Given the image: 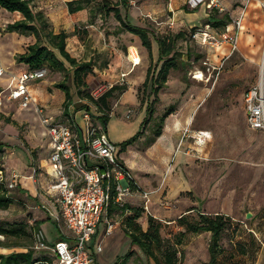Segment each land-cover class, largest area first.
<instances>
[{
  "label": "rangeland",
  "instance_id": "rangeland-1",
  "mask_svg": "<svg viewBox=\"0 0 264 264\" xmlns=\"http://www.w3.org/2000/svg\"><path fill=\"white\" fill-rule=\"evenodd\" d=\"M69 1L72 0H35L32 5L35 12L44 15L47 22L45 32H66L67 51L78 62H91L92 71L84 76V84L76 85L69 65L62 72L52 71L46 66L44 79L28 83L34 102L45 106L48 117L66 122L65 88L56 87L62 84L72 97L71 116L77 113L80 125H84L82 113L87 111L95 119L105 113L110 119L122 120L124 127L118 128L117 135H114L112 125L109 126L113 141H120L118 138L124 130L138 127L132 136L141 132L139 140L125 150L117 145V153L139 184H143V173L148 170L159 178L152 182L155 178L151 179L149 186L143 187V192L150 197L149 210L144 209V203L139 199L132 200L129 205L143 208L137 221L143 229H147V219L152 216L161 223L163 238L175 241L183 233L182 245L178 247L180 264H208L210 261L212 234L189 233L178 223L183 215L189 222H198L201 214L223 215L229 220L219 241L218 264H258L263 235L260 226L263 222L259 215L264 209V132L249 127L244 97L261 76L264 80V32L259 31L256 24L250 27L246 24L247 11L255 2L260 10L257 16L264 22V0H220L222 11L209 10L204 3L193 8L189 0H128L127 9L120 6L122 16L148 32L154 50L150 55L137 39L138 46L142 45L145 62L131 78L122 77L121 70L115 67L123 66L120 62L126 59L128 47L133 43L136 45L135 39H129L125 32L120 31L113 13L106 14L103 0H90L83 11L75 14L68 13L66 4ZM108 1L114 6L119 0ZM194 9L197 11H192ZM214 13L219 18L230 16L228 25L219 28L209 25L206 29ZM22 18L19 12H9L0 7V61L8 66L9 69L4 68L9 75L25 68L17 62L18 54L36 41L46 43L44 32L36 37L33 31L7 30L9 24ZM239 20L240 27L237 25ZM201 29L211 31L218 45H203L194 39V32ZM176 35L182 36L176 41V51L181 54L178 55L177 69L170 71L166 86L155 95L151 83L143 86L144 80L141 79L148 65L152 66L154 77L160 68L157 65V39ZM233 35L237 37L236 48L229 41ZM132 58H136L134 52ZM114 60V70L108 71ZM199 72L202 80L195 79ZM138 77L140 81L136 79ZM9 80L10 77L4 75L0 79V88L6 89L3 87H7ZM113 86L126 87L130 93L122 101L116 92L115 97L109 99L108 110H100L87 97L88 94L93 98L99 97ZM132 94L135 104L129 99ZM35 103L23 109L14 102L5 101L0 109V141L7 144L0 158V176L12 201L8 208L0 209V227H24L27 233L31 232L36 218L47 214L43 209L47 171L52 168V178H56L49 159L51 142ZM172 105L175 112L162 123L164 134L156 138L157 143H152L151 138L161 117ZM147 110L152 111L151 116ZM146 116L148 120L142 125ZM6 118L15 123H6ZM95 124L105 131L101 119ZM183 129L188 130L190 136H181L179 142L177 138L179 146L174 150L173 134H182ZM14 176L19 178L20 185L16 179V186L11 189L9 186L14 184ZM176 185L179 188L173 190ZM248 213L252 214L249 219ZM129 215V212L114 214L110 218L122 236L124 222ZM39 223L40 227L43 224L47 238L50 241L55 239L56 221L45 217ZM59 229L69 233L63 221L59 223ZM117 230L108 242L102 239L104 251L98 256L99 264H113L118 255L129 251L130 242L125 250L128 240L120 242ZM103 236L100 233L99 238ZM16 242L32 243L22 231L18 239L0 236V244ZM33 247L36 258L45 253ZM0 249L7 250L0 251L2 254L26 250L3 246ZM139 262V258L133 256L126 264ZM140 264L149 263L143 257Z\"/></svg>",
  "mask_w": 264,
  "mask_h": 264
},
{
  "label": "built area",
  "instance_id": "built-area-1",
  "mask_svg": "<svg viewBox=\"0 0 264 264\" xmlns=\"http://www.w3.org/2000/svg\"><path fill=\"white\" fill-rule=\"evenodd\" d=\"M188 3L193 8L204 3L209 10L222 11L220 0H189ZM240 24L239 20L237 25L240 27ZM193 38L203 45H218L208 30H196ZM229 41L236 48L237 37L233 35ZM132 60L136 65V60ZM4 72L0 63V78ZM46 75V68H28L13 75L8 88L0 92V108L5 101L17 103L23 109L35 103L28 83L42 80ZM99 97L94 96V99ZM244 103L249 127L264 132L263 76L245 93ZM35 104L51 142L49 159L56 178L50 190L56 196L59 216L70 232L69 238L49 246L44 231L39 229L34 232L35 248L50 254L53 264H98L96 255L102 252V247L94 244V237L99 225L105 223L106 233L113 232L115 223L109 217L110 206L112 203L125 204L137 184L119 161L117 144L95 124V117L88 111L82 113L84 125L76 120L71 124L46 116L44 109ZM188 133L185 130L183 137H188ZM14 177V184L9 186L11 189L16 186L17 178ZM140 197L144 206L149 203L148 193L142 192Z\"/></svg>",
  "mask_w": 264,
  "mask_h": 264
},
{
  "label": "trees",
  "instance_id": "trees-1",
  "mask_svg": "<svg viewBox=\"0 0 264 264\" xmlns=\"http://www.w3.org/2000/svg\"><path fill=\"white\" fill-rule=\"evenodd\" d=\"M35 0H0V7L9 11V12H19L22 15V20L15 23L9 24L7 27L8 31H33L35 36L38 37L40 32H44V38L46 43L42 44L36 41L33 44H30L26 50L16 56L18 63H23L28 66L29 69H42L49 67L52 71H66L67 65L73 69V79L76 85L84 84V76L88 75L92 71L91 62H78L76 58L72 57L66 49V41L68 34L64 31L55 34L53 32L46 33L47 22L44 18V15L41 12H35L32 3ZM128 0H119L114 6H111V2L108 0L102 1V6L105 8L106 14L113 13L114 18L119 22L120 31L128 32L138 36L142 42V45L148 49L151 55L152 43L148 36V32L138 26H135L128 22L123 16L120 9L122 6L124 9L128 8ZM90 3V0H72L67 2V10L69 14H75L83 11L87 4ZM195 12V11H194ZM230 21V16L225 15L219 18L215 13L211 14L210 20H208L207 25L212 26L213 28H219L221 26H227ZM182 36L176 35L171 37H164L157 39L159 46V56L157 65H160V68L154 77L153 68L150 66L147 71L146 79L143 83V86H148L151 83L154 94L157 95L159 91L166 86L168 75L172 69H177V60L179 54L176 51V41ZM57 88L64 89L66 94V101L64 102L65 106V116L68 119L72 118L68 111L71 106L72 97L70 91L65 85L58 84ZM2 89L0 88V92ZM127 91L126 87L113 86L106 92H104L98 99H94L91 95L88 94L87 97L95 104L96 107H99L100 110H108L109 99L114 98L116 92L119 93V96L124 94ZM87 106H85L86 108ZM151 113V110H147ZM175 112V106H170L163 116L160 119V124L155 130L151 142L154 143L156 138L162 134V123L165 118L170 114ZM97 119H101L104 122L105 127L109 124L110 117L108 114L103 113V115ZM148 118H145V121L142 122L144 125L147 122ZM6 123H15L13 120L6 118ZM141 132H138L131 138L120 143L119 145L125 150L129 146L134 145L140 138ZM7 147V144L0 141V158L4 152V149ZM124 166V164L122 163ZM21 190V189H20ZM8 188L5 187V184L2 181V176H0V209H6L12 203L11 198L8 196ZM25 192V190H21ZM143 208H134L128 203L119 204L112 203L109 209V217L111 218L114 214H125L127 212L131 213L125 222H124V233L131 240V246L129 251L117 260L116 264H126L130 258L136 256L139 258L141 263L142 258L145 257L147 263L151 264H180L181 259L179 255L178 247L182 245V234L175 239V241L168 238H163L161 236L160 230L162 228L161 223L155 220L152 216H149L147 219L148 227L146 230L138 224V220L141 218V213ZM262 219V233L264 229V209L260 213ZM228 219L223 215L208 216L201 214L199 216L198 222H189L185 215L181 216L178 219L180 226L185 227L186 231L189 233H202L209 232L212 234V238L209 244L210 252V261L208 264H218V247L219 241L221 239L222 233L226 230L228 225ZM259 226V227H260ZM40 229V223H35L31 232L27 233L24 229L13 227V228H4L0 227V236L5 238L16 237L18 239L21 235V231L26 233L28 238L31 240V244H21L16 242L12 245H4L3 243L0 246L4 248H24L26 250L22 252H12L10 254L0 253V264H53L54 259L46 251L40 257L34 256V232ZM34 243V244H33ZM262 245V243H261ZM40 251V250H39ZM260 251V250H259ZM138 264V263H136Z\"/></svg>",
  "mask_w": 264,
  "mask_h": 264
},
{
  "label": "crops",
  "instance_id": "crops-1",
  "mask_svg": "<svg viewBox=\"0 0 264 264\" xmlns=\"http://www.w3.org/2000/svg\"><path fill=\"white\" fill-rule=\"evenodd\" d=\"M178 1V0H177ZM176 1V2H177ZM192 11H197V9H194V10H192ZM248 13H249V15H248V18H247V22H246V24H249V26L248 27H250V25H252V24H256V25H258V29H259V31L261 30L262 32H264V22H261L260 21V18H259V16H257V14H259V12H260V10H259V4L258 3H252L251 5H250V7H249V9H248V11H247ZM245 20H243V22H244ZM208 27V28H207ZM242 28H243V26H242ZM206 29H209V25H207L206 26ZM210 34H211V31H208ZM126 33V35L127 36H129L130 38L129 39H135V44L136 45H134V43H133V45H131V46H129L128 47V55L127 56H125V60L124 61H122V62H120V63H122V65L123 66H121L120 64L117 66V68L115 67L116 66V61L114 60L113 61V63H111V65H110V69L108 70V71H111V70H114V67H115V69H117V70H121L120 72V74L121 75H125V77H130L133 73H135V71L138 69V68H140L141 67V65L143 64L144 65V62H145V57H144V54L142 53V50H141V46H138L139 45V42L137 41V39H140L138 36H136V35H134V34H131V33H128V32H125ZM149 36V35H148ZM157 42V41H156ZM134 49V51H132ZM152 50H153V48L151 49V52H152ZM154 51V50H153ZM135 53V60H136V62H137V64L136 65H133V58H132V53ZM157 52H158V56H159V46H158V43H157ZM153 55H154V52H153ZM157 61H158V59H157ZM2 62V67L4 68V67H6V68H8V66H6L4 63H3V61H0V63ZM21 65H24V69H20L21 71H25V70H27L28 69V66L27 65H25V64H23V63H21ZM142 65V66H143ZM121 67V68H120ZM150 66L148 65L147 67H146V71H144L145 72V74H144V77H143V79H141V80H144L145 81V79H146V76H147V71H148V68H149ZM9 69V68H8ZM123 70H125V71H123ZM4 75H8L9 77H10V80H9V82L7 83V87H3V88H8V86L10 85V83H11V78H12V76L13 75H17L19 72H21V71H19L18 73H16V74H13V75H9V73L7 72V70L4 68ZM4 75L0 78V79H2L3 77H4ZM132 77V76H131ZM130 77V78H131ZM140 77V76H139ZM136 78V79H139V81H140V78ZM144 83V82H143ZM3 86V85H2ZM128 90V89H127ZM129 93H130V91H127V92H125L124 94H122L121 95V99H122V101L125 99V97H127V95H129ZM129 99L131 100V102L133 103V104H135L136 103V99H135V96L132 94V96H130L129 97ZM8 102V101H7ZM43 109H44V111H45V106H43L42 104H40V103H38ZM16 105H18L17 103H16ZM18 107H19V105H18ZM1 109V108H0ZM68 111H69V113H70V116H71V114H72V112H73V110H72V107H69V109H68ZM45 114H46V111H45ZM47 116V115H46ZM50 117V116H49ZM72 118H70V119H68L66 122L65 121H63V120H61L62 122H65V123H71V124H73L74 122H75V120L78 122V120H77V113H75V115L74 116H71ZM147 117V116H146ZM145 117V118H146ZM55 119V118H54ZM55 120H57V119H55ZM96 120H98V119H96ZM58 121H60V120H58ZM110 125H112V131H113V133H114V135H117L116 133H117V131H118V128H120V127H124L123 125V123H122V120H119V119H117L116 118V120H115V118H111L110 119V121H109V124L105 127V133H106V135H108V137L111 139V137H110V135H109V126ZM138 126V125H137ZM183 127L182 128H184V125H182ZM186 126V125H185ZM130 127V126H129ZM136 129H138V127H135L134 129H131V128H129V129H127V130H124L123 132H122V134H121V136L118 138V139H120V141H113L112 139V141L114 142V143H116L117 145H119L120 143L119 142H124V141H126L127 139H129V138H131L132 137V134L136 131ZM186 129H183L182 130V134H179V132L178 133H175V134H173V137L175 138L174 139V142L176 143L177 142V138H179L178 139V142H179V140H180V138H181V136H183V133H184V131H185ZM255 131H257V130H255ZM164 134V131L162 132V134H161V136ZM190 136V135H189ZM187 138V137H186ZM157 141H158V139H157ZM157 141L155 142V143H157ZM196 143L198 144V145H202V144H200L198 141H196ZM202 143V142H201ZM132 146H134V145H132ZM179 146V144L177 145V143H176V145H174V150H175V148H177ZM130 148H131V146H129ZM150 147H148L147 148V150L149 149ZM199 149V148H198ZM48 150H49V155H50V151H51V147H49L48 148ZM118 159H119V161L121 162V163H123L124 164V166L129 170V172L132 174V172H131V170L129 169V167L126 165V163L121 159V156H120V153H118ZM151 173H153L152 172V170H148L146 173H143V176L145 177L144 179H143V184L141 185V184H139L136 180H135V178L133 177V179H134V181L136 182V186H134L133 187V191H134V193H133V195L132 196H129V197H127L126 199H125V203H130L132 200H135V199H139V200H141V197H140V194L143 192V187H148L149 186V183H150V180L151 179H153V178H155V179H153V180H151V182L152 181H154V180H157L159 177L156 175V174H151ZM52 174H53V171H52V168L51 169H49L48 171H47V177H46V186H47V188L45 189V192H44V196H43V199H44V204H43V209L44 210H46V212H47V214L45 215V216H41L40 218H36V221H35V223L37 222V223H39V222H41V221H44V219H45V217H46V219L47 220H50V221H53L54 222V220L56 221V224H58V226H57V228H56V232H55V239H53L52 241H50V239H48L47 238V236H46V242H47V244L49 245V246H52V245H54L56 242H58V241H60V240H65V239H67V238H69V236H70V232L69 233H64V232H61L60 231V229H59V223L62 221L61 220V218H60V216H59V213H60V211H59V208H58V204H57V199H56V196H55V194L50 190V186L53 184V182L55 181V179H53L52 178ZM55 174V173H54ZM132 176H133V174H132ZM19 180V178L17 179V181ZM18 183H19V185H20V182L18 181ZM17 183V184H18ZM178 185H176V186H174V189L173 190H175V189H177V188H179V186L177 187ZM26 189V188H25ZM27 191H29L28 190V188L26 189ZM33 192V191H32ZM249 192H251V188L249 189ZM150 202V201H149ZM45 207V208H44ZM144 208H145V210H149L150 209V204H147V205H145V206H143ZM248 214H251V213H248ZM252 215V214H251ZM255 215V214H254ZM42 227H44L43 226V224L41 225ZM42 227H40V229H42L43 230V228ZM117 230V228H116V226H115V228H114V230H113V232L111 233V234H107L106 233V225H105V223H102V224H100L99 225V228H98V231H97V233H96V235H95V237H94V244L95 245H100L101 247H102V245H101V242H102V239H103V241L104 242H108L111 238V235L114 233V231H116ZM145 230V229H144ZM117 232L119 233V235L117 236L118 237V240L120 241V242H126V240H128L127 241V244H126V246H125V250H127V247L129 246V242H130V246H131V240L125 235V233H123V236L120 234V232L117 230ZM100 233H103V237H101V238H99V236H100ZM46 235V234H45ZM123 239V240H122ZM261 243H262V247H261V249H260V251H259V260H258V264H264V229H263V235H262V240H261ZM130 246H129V248H130ZM124 250V251H125ZM0 251L1 252H6L7 250L6 249H0ZM103 251H104V248L102 247V252H100V253H97V255H96V257H97V263L99 264V262H98V256L101 254V253H103ZM126 252V251H125ZM124 254V253H123ZM124 255H118V257H116V260H119L121 257H123ZM115 260V261H116ZM117 262V261H116ZM116 262H114L113 264H116Z\"/></svg>",
  "mask_w": 264,
  "mask_h": 264
},
{
  "label": "bare ground",
  "instance_id": "bare-ground-1",
  "mask_svg": "<svg viewBox=\"0 0 264 264\" xmlns=\"http://www.w3.org/2000/svg\"><path fill=\"white\" fill-rule=\"evenodd\" d=\"M195 79L202 80V79H203L202 74L199 72V73L195 76Z\"/></svg>",
  "mask_w": 264,
  "mask_h": 264
},
{
  "label": "water",
  "instance_id": "water-1",
  "mask_svg": "<svg viewBox=\"0 0 264 264\" xmlns=\"http://www.w3.org/2000/svg\"><path fill=\"white\" fill-rule=\"evenodd\" d=\"M251 216H252L251 214H247V218H248V219L251 218Z\"/></svg>",
  "mask_w": 264,
  "mask_h": 264
}]
</instances>
